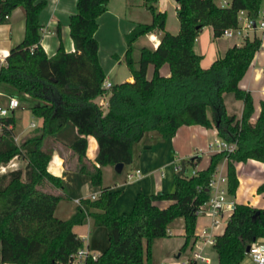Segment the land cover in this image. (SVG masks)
I'll return each instance as SVG.
<instances>
[{"label":"trees","instance_id":"16d2710c","mask_svg":"<svg viewBox=\"0 0 264 264\" xmlns=\"http://www.w3.org/2000/svg\"><path fill=\"white\" fill-rule=\"evenodd\" d=\"M108 2L77 0L76 12L69 17L75 50L66 52L60 45L49 57L40 45L39 15L46 0H0V23L17 7H22L25 15L23 40L0 63V84L32 98L35 102L30 111L42 120L40 133L21 143L15 139L14 116L0 121V165L14 158L25 162L24 167L0 173L2 262L71 264V254L84 246L74 227L91 217L96 226L106 229L108 246L96 260L87 258V264H149L154 240L170 236L168 229L179 218L183 219L181 249L193 244L197 238L196 212L210 198L209 181L223 159L230 197L235 195L239 183L235 164L249 159L264 162V101L252 122V96L239 87L261 47V39L245 37L242 44L229 47L208 68L201 66L202 57L193 47L203 27L211 26L214 37H221L225 29L238 25L239 11L256 17L263 0H230L227 6H218L213 0H178L177 34L166 30V13L156 8L157 0H145L151 22L137 24L125 36V58L133 81L104 88L105 74L98 60L95 32L97 18L107 10ZM148 33L158 34L159 44L155 49L141 47L135 67L131 57L133 43ZM164 63L169 65V76L159 73ZM149 65H153L151 78L146 75ZM224 93H233L243 101L239 118L227 114ZM103 95H109L106 111L94 101ZM68 121L78 132L69 145L77 160L75 170L87 174L95 186L102 184V166L132 162L133 144L148 131L168 138L183 125L211 128L214 124L218 137L236 147L232 152L211 154L208 166L194 174L187 170L196 165L195 158L182 161L181 169L174 174L171 192L139 193L129 212L118 214L115 202L119 191L102 187L95 200L81 199L70 218L60 219L54 212L58 202L66 197L65 185L47 169L51 150L46 142L54 139ZM87 136L97 141L95 161L86 156ZM256 191L264 194V181ZM160 200L172 203L159 207L156 202ZM261 238L264 208L234 203L212 248L219 264H240L248 248ZM188 264L195 263L189 259Z\"/></svg>","mask_w":264,"mask_h":264},{"label":"crops","instance_id":"0c3cea01","mask_svg":"<svg viewBox=\"0 0 264 264\" xmlns=\"http://www.w3.org/2000/svg\"><path fill=\"white\" fill-rule=\"evenodd\" d=\"M213 1L218 6H225L224 0H222L223 2L221 0ZM177 2L176 0H157L155 3L159 11L166 13L165 28L171 33H178L180 30L176 15ZM46 3L39 15L41 47L49 57L57 52L60 45L66 52H73L75 48L70 36L69 17L76 12L77 0H46ZM262 5L264 4L262 3ZM169 13L176 16V24H169ZM246 15L247 13L244 11L243 18ZM151 20L152 15L145 6V0H109L107 10L97 18L98 26L95 32V38L98 42V60L105 74V82L114 84L106 81V78L113 71L116 63H119L126 53V34L137 24L150 23ZM24 34V10L22 7H17L11 11L5 22L0 23V58H5L9 50L23 40ZM258 37L261 39V47L255 53L248 69L239 81V87L249 92L253 99L254 112L251 117L252 122L256 120L260 112V103L264 101V32H261ZM225 38L230 37H214L211 26L202 28L194 41L193 47L195 52L202 57L201 66L203 68H208L214 60L222 57L229 47L237 45L236 43H226L224 41ZM118 39L120 42L118 41V46H115ZM138 40H142L141 47L146 46L150 49H155L160 41L159 35L156 33L145 34L139 37ZM159 73L162 76H169V65L167 63L161 65ZM146 75L147 78L152 77L153 65L148 66ZM119 81V83L124 81L132 82L133 77L128 72ZM0 86L4 89L0 90V104H5L7 95L13 96L14 90L8 85L0 84ZM108 97L109 95L99 96L94 101L106 111ZM25 98L30 99L29 96H25ZM223 100L227 114L235 115L239 118L243 111V101L236 99L233 93H224ZM207 115L211 118V110L210 112L207 110ZM38 119L41 126L42 120ZM146 134H148V137L143 139ZM77 137L76 126L68 121L54 135V139H48L46 142L51 150V158L47 169L50 173L59 176L65 185L66 197L58 202L54 212L55 216L60 219L70 218L81 199H90L89 197L92 194L98 196L102 187L119 191L115 202L118 214L129 212L133 207L135 197L139 193H169L173 189L175 167L182 161L195 158L196 165L193 166L195 171L206 168L209 164L210 155L215 153L214 144L220 139L214 124L211 128H205L201 125H183L177 129L174 136L168 138H163L157 131H148L140 141L133 144L132 162L127 165L124 164L120 173L115 171L113 165L102 166V184L101 186H95L87 174L79 173L75 170L77 160L69 149V145ZM23 140L18 141L16 139L17 143H21ZM96 153V139L93 136H87V158L95 161ZM190 168H188L187 173ZM235 168L239 183L233 197L226 195L227 200L233 202V204L245 203L264 208V194H258L256 191L257 187L264 181V162L249 159L236 163ZM136 169L140 170L141 176L128 180L126 174ZM217 171L226 175L225 159L218 164ZM106 176L111 177V184H108ZM171 203L172 201L170 200L156 202L159 207H166ZM230 214L231 212L223 215L220 224L212 229L214 236L223 232L225 227V225H222L223 219L226 216L229 217ZM210 223V217L203 215L199 221V232L195 230L197 238L190 245L192 250H200L206 258L205 260H200L202 264H212V257L207 249L208 247L212 248V245L203 243L198 238L202 229L209 227ZM177 225H180L183 231L182 218L171 224V226ZM169 230L171 231L170 228ZM74 232L82 239L84 247L91 253L99 255L108 246L106 229L102 226H96L91 217H88L83 224L74 227ZM258 242H261V239ZM194 263L198 264V260ZM0 264L13 263L2 262L0 257ZM240 264L254 263L251 257L246 254Z\"/></svg>","mask_w":264,"mask_h":264},{"label":"built area","instance_id":"2783aa9c","mask_svg":"<svg viewBox=\"0 0 264 264\" xmlns=\"http://www.w3.org/2000/svg\"><path fill=\"white\" fill-rule=\"evenodd\" d=\"M244 10L238 13V25L236 27L225 29L221 36L223 37H247L249 31H261L264 32V6L259 9L256 17H249L246 15L243 18ZM4 57L0 58V62L3 63ZM111 83H103L104 88H109ZM20 107V102L16 96L7 95V102L5 104H0V121L4 117L11 115L15 109ZM34 125V124H32ZM215 152L234 151L236 145L235 143H227L226 141L219 139L215 142ZM14 163L11 161L6 165H0V173L6 172L9 166H13ZM181 169L180 164L175 167V171ZM195 173V169L192 170L191 174ZM189 174V173H188ZM141 172L139 169L130 171L126 174L128 180L139 178ZM209 188L211 191L210 198L208 201L204 202L199 206L196 214L197 215H208L211 219L209 227L202 229L201 233L198 235L203 243L213 245L215 236L213 234V228L216 227L221 222V218L225 214H229L233 209V202L228 201L226 198V175L216 171L213 173L212 178L209 181ZM91 200H95L97 196L95 194L90 195ZM168 233L171 235L172 232L168 229ZM247 254L251 257L254 264H264V242L256 241L253 243ZM97 254L89 252L84 246L79 248L75 253L70 256L71 264H87L86 259L91 258L96 260ZM194 262L197 260H205L206 258L202 255L200 250H194L193 255L190 258ZM189 261V259H188ZM187 261V264H188Z\"/></svg>","mask_w":264,"mask_h":264},{"label":"rangeland","instance_id":"374dc122","mask_svg":"<svg viewBox=\"0 0 264 264\" xmlns=\"http://www.w3.org/2000/svg\"><path fill=\"white\" fill-rule=\"evenodd\" d=\"M224 1H225V4H224L225 6L226 4L230 2V0H224ZM221 2L223 1L221 0ZM263 4H264V0H263ZM263 6L264 5L260 6V8H262ZM166 18H167V15H166ZM176 21H177L176 16H174L172 13H169L168 15L169 24H176ZM173 34H177V33H173ZM260 35H261V31H249L248 32L249 38H253L254 36H260ZM118 41L119 39L116 40L117 43L115 46H118ZM224 41L226 43H236L237 45H240L243 43L244 37L235 36V37L225 38ZM141 46H142V40L137 39L133 43L131 57H132L135 67L138 66V61H139V56H140L139 50ZM128 72L130 71L127 66L126 58L124 55V57L120 60V62L116 63L115 68L107 76L106 81H110L114 84L119 83L120 82L119 80L123 79V77L126 74H128ZM0 90H4L3 87L0 86ZM12 94L16 96L20 102V107L15 109L14 113H12L15 119V125H14L15 134L14 135L16 136V139L18 141H21L22 139H25L30 135L40 133V120L37 117L33 116L30 111V106L34 104L35 101L32 98L27 99L22 95H18L17 93H12ZM207 110L208 112H210L211 109L208 108ZM147 135L148 134H146L143 139H146V137H148ZM47 148H49L50 150L49 146ZM11 162L14 163V165L9 166L7 168L8 170L13 169V168H18V167H24V164H25L24 161L16 159V158H14ZM189 170L190 171H188V173L191 174L192 170H194V167H191ZM106 179L108 180V184L112 183V179L110 176H106ZM202 216L203 215H198V222L196 223L197 225L196 230H198V232L200 230L199 221L202 218ZM228 218L229 217L226 216L223 219V224H222L223 226L226 224ZM170 229L172 231V234L170 236L154 240L152 247H151L149 264H187L186 260L192 257L193 251L195 249L192 250L190 248V245L185 250L181 249L183 242H184V236H183V231H182L181 226L180 225L170 226ZM261 242H264V238H261ZM207 249H208L209 255H211L212 257V264H218V259H217V256L214 250L211 247H208ZM198 264H202V261L198 260Z\"/></svg>","mask_w":264,"mask_h":264},{"label":"water","instance_id":"95a60500","mask_svg":"<svg viewBox=\"0 0 264 264\" xmlns=\"http://www.w3.org/2000/svg\"><path fill=\"white\" fill-rule=\"evenodd\" d=\"M176 1H178V0H176ZM123 166H124L123 163H117L114 165V169L116 172L120 173L123 169ZM248 250H249V248H248Z\"/></svg>","mask_w":264,"mask_h":264}]
</instances>
